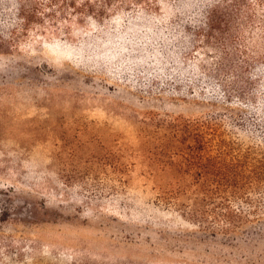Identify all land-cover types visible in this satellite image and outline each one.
<instances>
[{
    "label": "rangeland",
    "instance_id": "374dc122",
    "mask_svg": "<svg viewBox=\"0 0 264 264\" xmlns=\"http://www.w3.org/2000/svg\"><path fill=\"white\" fill-rule=\"evenodd\" d=\"M247 10L255 16L241 20V38L264 73V10ZM217 55L205 51L199 89L211 80L233 111L249 102L264 118V84L241 74L243 93L253 92L242 100ZM214 103L142 94L80 70L45 42L0 50V264H264V216L227 225L185 215L221 207L197 197L184 153L192 141L168 122L222 109ZM252 201L253 191L250 211Z\"/></svg>",
    "mask_w": 264,
    "mask_h": 264
},
{
    "label": "trees",
    "instance_id": "16d2710c",
    "mask_svg": "<svg viewBox=\"0 0 264 264\" xmlns=\"http://www.w3.org/2000/svg\"><path fill=\"white\" fill-rule=\"evenodd\" d=\"M255 2L264 10V0H0V50L28 51L45 42L68 53L80 70L142 94L220 101L222 109L168 124L192 141L185 142L184 153L202 186L197 197L221 207L185 215L228 225L245 214L264 216V118L251 115L256 111L249 102L233 111L232 100L211 80L210 90L199 89L197 82L204 79L201 62L210 49L219 50L217 69L229 70L224 83L242 100L253 92L243 93L241 74L248 73L253 86L264 84L253 76L263 65L250 62L254 50L246 52L241 38L246 30L241 20L255 16L247 10ZM259 18L264 39V14Z\"/></svg>",
    "mask_w": 264,
    "mask_h": 264
}]
</instances>
